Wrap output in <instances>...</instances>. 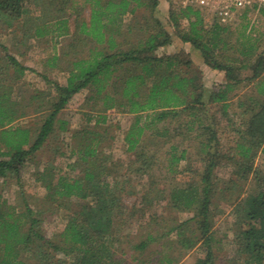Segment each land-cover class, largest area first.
Listing matches in <instances>:
<instances>
[{"label":"rangeland","instance_id":"rangeland-1","mask_svg":"<svg viewBox=\"0 0 264 264\" xmlns=\"http://www.w3.org/2000/svg\"><path fill=\"white\" fill-rule=\"evenodd\" d=\"M50 1L37 0V5H34V0H28L21 19L15 21L10 27L5 23L6 18L0 19V94L8 95L17 105L16 109L24 115L18 117L11 126L29 129L31 143L51 110L49 101L52 102L56 96L53 86H47L44 79L64 85L66 71L74 55L77 58H84L92 47L89 43L72 46V34L77 23L74 16H70L76 8L72 9V5L68 4L67 9L59 14L52 6V3H58V1L53 0L52 3ZM83 2L84 0H76L77 4L74 6L79 7L81 15L87 19L89 12L86 7H83ZM161 4L163 11L172 8L175 12H178L179 7L195 5L192 0H161ZM192 7L197 8V6ZM43 13H45L46 21L52 17L66 18L67 34L63 31L52 32L50 29L51 32L43 38L37 40L30 38L32 32L27 29L31 24L26 25L25 31L22 30V26L40 19ZM243 13L244 11L241 10L234 19L229 21L230 33L222 35L227 46L218 56V61L236 67L237 76L240 79V83L235 86V93L237 92V96L240 95L242 98H237L233 94L231 107L226 114H222L219 107L215 105L198 104L193 111L179 113L176 117H169L154 125L156 130L161 128L167 130L166 137H151L152 132L156 130H147L139 139L134 151L127 152L123 136L134 123L136 116L109 110L104 115L106 123L104 125L96 123L98 121L96 117L100 114L97 111L102 108V105L99 101L98 104L88 102L87 98L92 93L85 90L75 95L66 108L59 113L57 118L65 123L64 131L54 130L42 147L27 158L21 171L19 184L17 185L9 176L0 178V197L2 198L0 205L3 203L13 206L20 213H25L23 200H29L32 216L39 222L35 227L37 233L63 250L54 253L52 256L54 261L75 264L77 256L64 252L67 246L63 245L60 234L68 222L71 210L81 211L86 206H90L92 200L71 198L70 203L67 204L68 208L64 206L70 209L67 213L60 209L63 205L62 201L67 200L49 201L43 185L51 169L50 174L55 175L54 179L59 176L70 179L81 176L86 165L83 162L78 163V154L73 151L74 144H78L92 146L99 154V158L108 157L105 172L109 173V177L106 183L111 186V196L119 204L114 209L118 219L117 227L107 240L112 253L110 260L112 264H198L200 261L207 260L208 252L211 254L210 264H242L244 262L247 256L242 254L239 257L237 253L243 248L244 241L240 232L246 229L247 224L242 215L249 198L253 197L258 189L255 174L253 175V172L249 174L244 182L237 179L235 171L238 166H234L232 154L230 156L232 160L229 158L227 161L226 157L219 158V163L212 160L213 166L207 173L209 163L206 158L208 151L226 153L236 146L239 137L247 129L246 121L249 117L241 115L244 108H239V105L244 101L240 100L248 97L245 103H251L250 98L256 96L257 84L264 79V65L257 80L252 78V68L255 66L256 59L259 57L264 59V17L247 13L243 19ZM137 16H140V19L136 18L139 26L146 22L152 25L148 11H140ZM202 17L207 30L217 23L210 12H202ZM136 19L134 16H124L123 24L131 26ZM37 23L40 24L41 21L38 20ZM124 25L123 35L117 39V42L120 43L121 50L126 51L132 46L131 44L135 43L136 38L126 33ZM165 25L169 26L167 22ZM185 25L186 21L183 20L179 31L183 30ZM171 32L172 37L179 41V44L170 43L166 46L168 48L158 50L157 55H162L164 52L173 53V50L186 52L178 37H175L173 29ZM261 33L262 36H260ZM251 44L257 46V52L247 57L244 53ZM8 56L27 69L23 75L18 76L14 72ZM180 74L188 78L193 77L196 81L197 78L200 81L203 78L204 86L210 88L219 86L215 83L216 80L205 77L194 68L181 67ZM39 94H41L40 97ZM46 94H49L48 101L44 96ZM93 106L95 108L91 109L90 107ZM152 115L141 114L140 125L147 116ZM56 123L59 122L56 121ZM213 144L214 148L210 146ZM172 148H175V151H172ZM183 151L184 160L172 166L171 155L174 153L179 157ZM94 167L97 172L99 167L97 165ZM253 167L264 175V160L261 156L254 160ZM42 171L48 172L44 173L46 178L41 181L37 175ZM205 177L208 178L204 183L201 179ZM48 180L50 181V178ZM114 181L117 182L115 187H113ZM55 183L56 180L50 182L51 185ZM188 188H194L200 194L204 188L210 191L212 217L208 243H204L200 237L197 229L198 220L189 224L190 227L186 232H182L185 237H189L190 233L192 237L196 235L197 240L191 248H185L179 244V231H171L173 227L195 216L197 205H193L189 211L179 209V192ZM147 192H151V195L159 194L152 199L150 206H147L142 198L143 193ZM21 193L24 195L21 196ZM24 221L26 219H23ZM146 240L149 243L144 250L136 249ZM28 254L24 253L21 256L22 261L35 264L28 259ZM108 263L106 261V264Z\"/></svg>","mask_w":264,"mask_h":264},{"label":"trees","instance_id":"trees-1","mask_svg":"<svg viewBox=\"0 0 264 264\" xmlns=\"http://www.w3.org/2000/svg\"><path fill=\"white\" fill-rule=\"evenodd\" d=\"M55 1L58 3H52V6L59 14L67 9L68 4L72 5V9L76 8L70 16L73 15L77 23L72 34V46L89 43L92 47L84 58H77L74 55L67 68L64 85L44 79L47 86H53L56 96L52 102L49 101L51 110L32 143L29 129L11 126L18 117L24 115L16 109L17 105L8 95L0 94V178L9 176L17 185L19 184L21 171L27 158L42 147L54 130L64 131L65 123L57 118L59 113L66 108L75 95L85 90L92 93L87 98L88 102L98 104L99 101L102 105V108L97 111L100 114L96 117L98 118L96 123L104 125L106 123L104 115L109 110L136 116L134 123L123 136L127 152L134 151L139 139L147 130H156L154 126L156 123L163 122L169 117H176L179 113L188 110L193 111L198 104L215 105L219 107L222 114H226L231 107V100L234 95L237 96L235 86L240 83V79L237 76L236 67L218 61L221 50L227 46L222 35L230 33V27L216 23L207 30L202 12L192 5L179 7L178 12L169 8L164 17L169 25L166 26L159 17L161 0H84L83 7H86L89 12L87 19L81 15L80 8L74 6L77 4L76 0ZM25 3H28V0H0V19L6 18L5 23L10 27L15 21L21 19L22 13L25 12ZM34 5H37V0H34ZM140 11H148L152 25L146 22L139 26L137 19H140V16L138 17L137 13ZM247 13L250 12L244 11L243 19ZM257 14L259 17H264V10H259ZM124 16H134V19H137L131 26L124 25ZM38 20L41 21L40 24L37 23ZM183 20L186 21V25L179 31ZM28 24H31L27 29L32 32L30 38L35 40L43 38L51 31L57 33L63 31L66 34L68 32L66 18L52 17L46 21L45 13L40 19L22 26L23 31ZM122 24L126 27V33L136 38L135 43L131 44L132 46L126 51L121 50V45L117 42V39L123 35ZM172 29L176 34L175 37H178L183 45L188 44L199 52L205 66L223 73L222 84L209 89L204 86L203 78L202 81L198 78L196 81L193 77L188 78L180 74L181 67L194 68L196 72L202 73L184 50L157 55L158 50L172 43L174 39ZM262 35L261 33L260 36ZM256 52L257 46L251 44L244 54L251 57ZM239 55L242 56L241 53ZM8 60L18 76L26 72L27 69L14 58L8 56ZM263 61L262 57L257 58L252 68V78L255 80L261 73ZM255 92L256 96L250 98L251 103H245L248 97L240 100L244 101L239 105V108H244L241 115L249 117L246 121L247 129L239 137L236 146L226 153L219 154V151L206 153L209 163L207 173L213 166L212 160L219 163V158L226 157L228 161L232 154L234 166H238L235 171L237 179L244 182L249 174L252 172L253 175L255 174L258 189L256 194L249 198L242 215L243 220L247 221L246 229L240 232L244 241L243 248L237 253L239 257L242 254L247 256L242 264H264V175L253 167L257 157L261 156L264 160V79L257 84ZM44 96L48 101L49 94ZM94 106L90 108H95ZM144 113L153 114V117L147 116L140 125L142 118L140 116ZM167 135L168 131L161 128L152 132L151 137ZM210 146L214 148V144ZM173 150L175 151V148H172ZM73 151L78 154V163L83 162L86 165L81 176L71 179L59 176L54 179L55 175L50 174L51 169L43 185L49 201L67 200L62 201L63 205L60 207L67 213L70 212L67 204L70 203L71 198L92 200L90 206H86L83 210L77 212L71 210L69 213L68 222L60 234L63 245L67 246L64 252L77 256L75 264H106V261L112 264L110 262L112 253L107 240L117 227L118 219L114 209L119 204L111 196V186L106 183L109 177V173L105 172L108 157L99 158L97 151L90 145L74 144ZM184 154L183 151L177 157L173 153L171 165L182 162ZM95 165L99 167L97 172H95ZM47 172L42 171L37 175L41 181L46 178L44 173ZM207 178L201 181L205 183ZM52 180H56L54 185L50 184ZM116 184L117 182L114 181L113 187ZM201 191L202 194L194 188H188L179 192L180 210L189 211L193 205H197L192 219L180 223L171 230L179 231V244L185 248L193 247L197 240L196 235L192 237L190 233L189 237H185L182 234L195 220H198L197 229L203 242L208 243L210 240L209 232L212 226L210 191L205 188ZM151 194V192L143 193L142 198L147 206H150L152 199L159 195ZM23 195L21 193V196ZM23 208L25 213L22 211L20 213L13 206L3 203L0 205V264H27L21 259L24 253H29L28 259L35 264H62L54 261L52 256L63 250L37 233L35 227L39 222L32 216L29 200H23ZM23 219L26 221L23 222ZM148 243V240L141 242L136 249L144 250ZM210 257L211 254L208 252L207 260L200 261L198 264H210Z\"/></svg>","mask_w":264,"mask_h":264},{"label":"built area","instance_id":"built-area-1","mask_svg":"<svg viewBox=\"0 0 264 264\" xmlns=\"http://www.w3.org/2000/svg\"><path fill=\"white\" fill-rule=\"evenodd\" d=\"M201 12H210L219 25L228 26L236 14L243 11L257 14L264 10V0H192Z\"/></svg>","mask_w":264,"mask_h":264},{"label":"crops","instance_id":"crops-1","mask_svg":"<svg viewBox=\"0 0 264 264\" xmlns=\"http://www.w3.org/2000/svg\"><path fill=\"white\" fill-rule=\"evenodd\" d=\"M163 5L161 4L160 2V5H159V10L161 12V15L158 14V16L160 17V20L161 22L164 24L166 22V19L164 18L167 11H163ZM159 12V13H160ZM172 43L176 44L178 43L179 44V41H176V40H172ZM171 43V44H172ZM182 44V43H181ZM178 46V45H177ZM168 48V47H165V49ZM182 48L186 50V52L189 54V56L191 57V60L193 61V64L199 68V70L203 73V75L205 77H209V78H213L215 81L216 84H222L224 82V75L222 72H218V71H213L211 69H209L207 66L204 65L203 63V60H202V57L201 55L199 54V52L195 51L194 49L191 48L190 45H183L182 44ZM173 53H175L176 51H172ZM167 53H171V52H167ZM172 54V53H171ZM216 76H217V79H216ZM206 86V85H205ZM207 87V86H206ZM210 89V87H207ZM239 98H242L240 95L238 96ZM237 97V98H238ZM44 189V188H43ZM45 190V189H44ZM46 192V190H45ZM47 193V192H46Z\"/></svg>","mask_w":264,"mask_h":264}]
</instances>
